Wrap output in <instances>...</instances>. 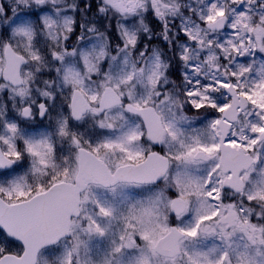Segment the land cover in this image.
Returning <instances> with one entry per match:
<instances>
[{"label": "snow or ice", "instance_id": "snow-or-ice-1", "mask_svg": "<svg viewBox=\"0 0 264 264\" xmlns=\"http://www.w3.org/2000/svg\"><path fill=\"white\" fill-rule=\"evenodd\" d=\"M0 264H264V0H0Z\"/></svg>", "mask_w": 264, "mask_h": 264}]
</instances>
